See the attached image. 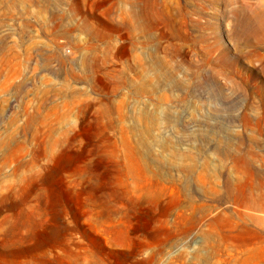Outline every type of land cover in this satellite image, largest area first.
I'll return each mask as SVG.
<instances>
[{"label": "rangeland", "instance_id": "rangeland-1", "mask_svg": "<svg viewBox=\"0 0 264 264\" xmlns=\"http://www.w3.org/2000/svg\"><path fill=\"white\" fill-rule=\"evenodd\" d=\"M0 264H264V0H0Z\"/></svg>", "mask_w": 264, "mask_h": 264}, {"label": "bare ground", "instance_id": "bare-ground-1", "mask_svg": "<svg viewBox=\"0 0 264 264\" xmlns=\"http://www.w3.org/2000/svg\"><path fill=\"white\" fill-rule=\"evenodd\" d=\"M71 160H72V157H66L64 160H63V164H68V162H71ZM61 166H63L62 164L61 165H59V164H57L56 165V167L54 168V170H56V171H59V169L61 168Z\"/></svg>", "mask_w": 264, "mask_h": 264}]
</instances>
